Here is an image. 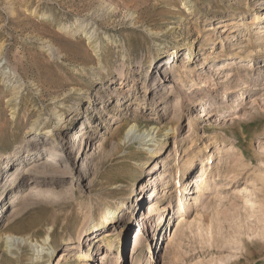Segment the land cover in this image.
Here are the masks:
<instances>
[{"label":"rangeland","instance_id":"374dc122","mask_svg":"<svg viewBox=\"0 0 264 264\" xmlns=\"http://www.w3.org/2000/svg\"><path fill=\"white\" fill-rule=\"evenodd\" d=\"M258 10L263 17L250 29ZM263 20L261 0H0V264H65V257L70 264L88 251L81 264H264L256 204L264 201V40L249 48L251 62V41H241L249 29L259 37ZM230 30L235 40L221 41ZM217 144L235 149L222 153L220 168ZM49 149L57 154L48 157ZM39 152L49 161L36 163L50 164V177L20 174L11 184L20 160L29 172ZM190 159L194 169L181 177ZM201 162L212 177L194 204ZM248 176L260 192L245 184ZM178 178L187 184L183 217L174 213ZM121 199L126 226L109 232L116 246L107 251L92 233L76 253L84 222L101 225ZM150 201L165 206L166 222L153 238L155 211L134 254L124 231L130 225L134 243Z\"/></svg>","mask_w":264,"mask_h":264},{"label":"bare ground","instance_id":"6f19581e","mask_svg":"<svg viewBox=\"0 0 264 264\" xmlns=\"http://www.w3.org/2000/svg\"><path fill=\"white\" fill-rule=\"evenodd\" d=\"M261 4H262V6H264V0H261ZM240 16H244V13L243 12H241L240 13ZM263 17V13H262V11L261 10H258V11H255L254 13H253V17H252V20H251V22H250V29H251V27H252V25H254V24H256V23H258V21L261 19ZM212 21V18L211 19H208V22H211ZM229 24H235V22L234 21H230V23ZM228 24V25H229ZM259 24H264V20H263V22H260ZM258 25V24H257ZM248 26V27H249ZM263 29H259V37H256V38H254V40H253V36L250 34V29L247 31V33H246V35H245V38L244 39H242L241 41H243V42H248V41H251V42H249L248 44H249V47H248V49L249 48H251L252 46H255V44H257V41H258V39H263L264 40V27H262ZM229 34L228 35H226L225 37H224V39L222 40L221 39V41H225V40H229V38H231L230 39V41H232V39L234 38V37H236V35L234 34V33H232V31L230 30L229 32H228ZM260 34H263L262 36H260ZM233 40H235V39H233ZM259 43V42H258ZM250 51H249V56H248V58H247V61H249V62H251L252 61V58H251V49H249ZM193 52L194 51H191V54H193ZM172 53H173V58H172V62H171V64L173 63V61H177L178 60V50H176V49H173L172 50ZM242 54L240 53V54H238V53H234L233 54V57H235L234 59H238V58H241L242 56H241ZM174 56H176L177 57V59H175L174 60ZM205 57V56H204ZM207 58V57H206ZM204 61H206V59H204L203 60V63H204ZM166 62V61H165ZM165 62L163 63V65L165 64ZM167 62H170V59H168V61ZM169 67H171V66H169ZM202 67V66H201ZM170 69V68H169ZM165 72H167V73H169L170 71L168 70V68H166L165 69ZM165 72H162V73H165ZM160 74V73H159ZM120 78H123L122 76H120ZM89 97V96H88ZM223 100L226 98V92H224V94H223ZM90 98V97H89ZM124 100H127L126 98L124 99ZM182 107V106H181ZM77 118H82V117H77ZM71 119H69V121H66V122H64V123H61V125L63 126V129H61V130H64V129H67L69 126H68V124L71 122L70 121ZM133 128V126H131L130 128H129V131H131V129ZM154 129V128H153ZM28 130V132H27V134L28 135H30V134H32L31 133V131H30V129H27ZM157 133H158V131H157ZM176 133V129H175V131H174V134ZM151 134H153V133H150L149 135H145L146 137L147 136H151ZM51 136H53V134H51ZM126 136V135H125ZM164 136V135H163ZM111 137L112 138H119V131H115V132H113L112 134H111ZM146 137H144L143 138V140L146 138ZM152 137H150L148 140H146V141H144V142H147V141H151L152 139H151ZM156 138H157V136H155V139H153V141H156ZM120 139V138H119ZM132 139V138H131ZM207 142H208V139H207V141H205V142H203V146H202V149L201 150H206V148H207ZM144 145H146V143H143ZM165 144V140L164 141H162L161 143H159V144H157V147H156V149L155 150H157V151H159L160 152V150L162 149V147H163V145ZM195 145V140H192L191 141V144H190V146L188 147L189 148V150L193 147ZM142 148V147H141ZM149 147H147V149H148ZM36 149V148H35ZM150 149V148H149ZM176 149V148H175ZM146 150V149H145ZM235 149L233 148V147H228V148H226L225 150H224V147L223 148H221V145L220 144H217L216 145V154L218 153V157H219V160H218V163H217V167L218 168H220V166L222 165V163H221V157H222V153H225V154H229V153H231L230 151H234ZM33 152H37L38 153V151H36V150H34ZM49 152H50V154L51 155H49L48 157H52L53 155H56L57 154V151L55 150V149H49ZM157 152L156 151H154V150H152L151 151V155H149V158L153 155V154H156ZM15 154V153H14ZM47 154H43L42 152H39V155L37 154V156L35 155V157H33L32 159H33V161H35V163H31L30 164V168H31V170L29 171V172H26L25 170H24V167H19V165L22 163L23 165H24V163L25 162H23V161H21L20 160V163H19V165L17 166V170H18V173L16 174V176L15 177H13L12 178V181H11V184H13V183H15L16 181H17V178L19 177L20 178V174H22L21 175V178L20 179H23L24 178V176H26V175H33V176H39V177H43V178H47V177H50V174H51V167H49V165H47L48 163H46V164H43V165H39L38 163H36V161H38L40 158L41 159H43V158H45L46 160H48L49 161V158H46L47 156H46ZM201 156H203V154L201 155ZM21 158V154H19V156L16 158V159H20ZM16 159H14V160H16ZM189 163H188V169L187 170H183L182 172V174H181V177H183L184 175H185V173H186V171H188V172H191L192 171V169H194V165H193V159H190L189 161H188ZM13 161H12V159H9L8 160V162H7V164H6V167L8 168V166H9V168L13 165ZM149 164H150V159H148V157L146 156L145 157V159H142V161H141V163H140V168L141 169H143V168H145V169H147L148 168V166H149ZM48 166V167H47ZM5 167V168H6ZM201 173L198 175V176H196L195 177V179H196V193H197V196L196 197H194L193 198V201H194V204L196 203H198L199 201H200V198L202 197V196H204V194H205V191L207 190V188H208V186H209V178L210 177H212V175L210 174V172L208 171V166H206L204 163H202L201 162ZM217 168V169H218ZM155 170V171H154ZM156 170H158V169H156V164H154V167H153V169L151 170V171H149L150 173L149 174H151L150 175V178H149V180L151 179V177L152 176H155V174H157V172H156ZM210 170H212V169H210ZM219 171V170H218ZM259 173V172H258ZM190 174V173H189ZM256 174V173H255ZM181 177H180V179H181ZM231 177V179H236V175L235 174H233V175H231L230 176ZM215 178V177H214ZM157 179V177H154L153 178V181H155ZM180 179L178 178L177 179V181H176V184H177V186H176V190H177V194H176V197H177V205H178V208H176L177 210H175V212L174 213H176V214H179L178 216L179 217H183V215L185 214V206H184V201H182V197H181V195H182V192L187 188V184L186 183H184V182H182V183H180ZM131 181V180H130ZM129 181V182H130ZM210 181H211V178H210ZM245 184L246 185H248V186H252L253 187V189H254V192H256V193H258V192H260V190H261V187L259 186V184H258V181H256L255 180V178H253V177H251V176H248L246 179H245ZM17 183V182H16ZM158 183H159V179L157 180V182H156V184L158 185ZM150 184V181L149 182H144V184H143V187L144 188H146V187H148V185ZM163 185H165V189L167 188H170V185H171V183L169 182V180H165V181H162V184H161V187L163 186ZM117 186V185H116ZM142 187V188H143ZM162 189H164V187H162ZM164 189V190H165ZM117 190H119V189H117ZM141 190V189H140ZM157 194H158V190H157V188H156V186H152V191H151V194L149 195V198H152V196H153V198L152 199H154V197H156L157 196ZM175 195H173V197H174ZM17 198V197H16ZM17 199H19V197L17 198ZM143 200H144V198H143ZM142 200V201H143ZM139 201H140V199H139ZM142 201L140 202V203H142ZM158 202V201H157ZM157 202H153V201H150V202H148V204H146V211H147V214H146V216L145 217H142L141 219H139V222H141V224H142V226H143V228H142V230H140V233H138L137 234V236H136V238H135V241H134V243L132 242V236H131V238H130V236L128 237V231H129V229H130V225H129V227H126V229H125V231H124V242L127 240V246L129 247V249H130V247H132V251H133V253L135 254L136 252H137V250H138V247H139V244H140V241H141V239H142V235L144 234V229H145V227H146V221H150V219H152L153 217H154V215H155V211H157V210H160V213L158 214V217H157V220L154 222L153 221V225H154V227H153V229H152V233H153V238H154V236H155V233L156 232H158L163 226H164V224H165V222H166V216H167V214H168V212L166 213V209H165V206H163V205H161V206H158V205H156V203ZM263 202L264 201H262V200H259V201H256V204H257V207L259 208V211H260V215H261V219H262V221L264 222V206H263ZM139 203V204H140ZM125 205V201L124 200H119L118 202H116V205H114V206H109L110 207V209H109V211L103 216V218L101 219V225H96L95 223H94V220L93 221H91L90 223H88V221L87 222H84V224H83V226L81 227V229H80V234H79V236L77 237V239H76V242L73 244L74 246H73V250H75V252L76 253H78L79 251L80 252H82L83 250H84V248H85V246L87 245V240H88V237H89V235L90 234H92V233H95V234H97V233H99V234H97V235H99L98 237L95 235L94 237H95V239H97V241L99 240V237L100 236H102L101 237V241H102V244H101V246H103L104 247V249H106L107 251H111L112 250V248H111V246H116V238H113V237H110V234H109V232H110V228H112V227H114V226H116V224H123V225H125L126 226V222H125V217H126V215L124 214V209H123V206ZM141 205V204H140ZM168 207H167V210L170 208V202H168ZM235 205V204H234ZM230 206V205H229ZM171 209H172V212L174 211V206H172L171 207ZM20 218V217H19ZM23 218V217H22ZM170 220V219H169ZM168 220V221H169ZM15 223H18V220L16 219V220H13V221H11L10 223H9V225H8V227L9 228H11V226L12 225H14ZM102 224H105V228H107V230H103L102 232H101V230L103 229V227H102ZM20 225V224H19ZM22 225V227H23V224H21ZM264 225V224H263ZM15 226V225H14ZM15 230V229H14ZM135 231V230H134ZM7 233V232H6ZM109 234V235H108ZM103 235H105V237L103 236ZM8 237H13V234H11V235H6V238H8ZM16 237V236H15ZM14 237V238H15ZM35 237V236H34ZM5 238V239H6ZM10 238H8L7 240H9ZM16 239V238H15ZM30 239V238H29ZM27 240V239H26ZM38 240V239H37ZM13 241V240H12ZM33 241V240H32ZM43 241V242H42ZM41 242L43 243V244H46V243H48V241L50 242V234H48L43 240H42ZM72 241V237H70V236H68V237H63V238H61V245H66V248L67 247H70V245H72L71 242ZM90 241V240H89ZM30 242V241H29ZM40 242V243H41ZM124 242H123V247H124ZM13 243H15V242H13ZM16 243H19V241L18 242H16ZM26 243V242H25ZM60 244V243H59ZM19 246V245H18ZM25 246V245H24ZM38 247V246H37ZM40 247V249H44L43 248V246L42 245H40L39 246ZM122 247V248H123ZM70 250H72V249H70ZM117 251H119V248H117ZM148 251H150V249L148 248ZM89 252V251H88ZM88 252H87V254H77L78 256H77V258H73V260H72V263H70V264H81V262H79L80 261V259L81 260H83V261H88L89 260V258L90 257H87V255H89L88 254ZM43 254H44V252H42ZM53 253H54V248H53ZM45 255H46V253H45ZM42 255V256H40V259L41 260H43L45 257H52V252L50 253V254H48V255ZM106 255H107V253L106 252H104L103 253V258H105L106 257ZM39 259V260H40ZM64 260H65V264H69L68 263V261H67V258L65 257V258H63ZM38 260V261H39ZM102 260V259H101ZM31 261V260H30ZM36 261V260H35ZM70 261V260H69ZM32 262V261H31ZM18 263V262H17ZM43 263V262H42ZM41 263V264H42ZM30 264V263H29ZM31 264H36V262H34L33 261V263H31ZM49 264H50V261H49Z\"/></svg>","mask_w":264,"mask_h":264}]
</instances>
